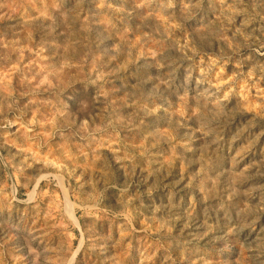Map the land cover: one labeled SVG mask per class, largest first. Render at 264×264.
<instances>
[{"label":"rangeland","instance_id":"obj_1","mask_svg":"<svg viewBox=\"0 0 264 264\" xmlns=\"http://www.w3.org/2000/svg\"><path fill=\"white\" fill-rule=\"evenodd\" d=\"M0 264H264V0H0Z\"/></svg>","mask_w":264,"mask_h":264}]
</instances>
